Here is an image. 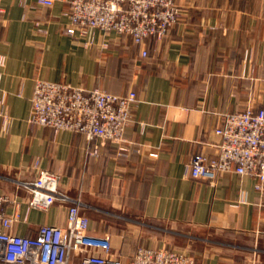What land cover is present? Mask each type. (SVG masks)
<instances>
[{
  "label": "crops",
  "instance_id": "1",
  "mask_svg": "<svg viewBox=\"0 0 264 264\" xmlns=\"http://www.w3.org/2000/svg\"><path fill=\"white\" fill-rule=\"evenodd\" d=\"M175 2L183 15L164 39L147 41L144 58L129 36L98 31L87 45L89 36L67 34L68 0H0V100L10 117L7 132L0 117V192L17 194L18 182L33 180L38 168L56 172L60 189L81 199L89 232L109 233L126 264L138 247L163 245L196 264H264V191L255 179L233 170L214 181L186 172L195 154L218 158L215 129L225 114L264 107V0ZM37 79L135 90L125 140L92 155L96 145L82 133L32 123ZM67 216L59 202L32 209L15 231L65 225Z\"/></svg>",
  "mask_w": 264,
  "mask_h": 264
},
{
  "label": "built area",
  "instance_id": "2",
  "mask_svg": "<svg viewBox=\"0 0 264 264\" xmlns=\"http://www.w3.org/2000/svg\"><path fill=\"white\" fill-rule=\"evenodd\" d=\"M70 24L66 33L87 37L86 44L94 43L100 31L104 38L111 34L129 35L132 42L142 47L146 56L150 38L164 39L177 24L183 11L175 0H68ZM52 6L55 0H38ZM103 47L108 42L103 40ZM5 59L0 56V64ZM138 102L135 90L115 94L99 87L85 89L66 82L37 79L32 96L31 122L62 130L82 133L95 143L92 155H99L107 143L121 145L125 130ZM0 117L5 132L10 117L5 98L0 100ZM221 137L219 156L208 162L195 154L186 172L193 178L214 181L219 173L233 170L255 179V187L264 191V107L249 106L241 112L224 115V122L215 129ZM121 148V147H120ZM139 152L141 146L133 145ZM119 155L129 154L119 150ZM150 156L157 157V152ZM38 166V161L35 163ZM17 194L0 192V264H123L115 255L109 233L89 232L90 219L83 213L80 198H73L60 189V176L54 171L38 168L31 181H20ZM28 192L26 200L18 193ZM25 202V203H24ZM57 202L67 205L65 225L42 224L30 234L15 231L28 222L32 209L46 211ZM26 210L21 213V206ZM9 208H13L10 212ZM130 264H196L195 257L179 249L140 246Z\"/></svg>",
  "mask_w": 264,
  "mask_h": 264
},
{
  "label": "trees",
  "instance_id": "3",
  "mask_svg": "<svg viewBox=\"0 0 264 264\" xmlns=\"http://www.w3.org/2000/svg\"><path fill=\"white\" fill-rule=\"evenodd\" d=\"M121 37H125V36H129V35H126V34H123V35H120ZM130 37V36H129ZM151 40H156V38H150ZM136 45V44H135ZM148 56H149V53H147V55L146 56H143L144 58H148ZM136 250H134L133 252H132V254H131V256H130V262H129V264L131 263V259H132V256H133V254H134V252H135ZM122 263L123 264H126L125 263V261L122 259Z\"/></svg>",
  "mask_w": 264,
  "mask_h": 264
},
{
  "label": "rangeland",
  "instance_id": "4",
  "mask_svg": "<svg viewBox=\"0 0 264 264\" xmlns=\"http://www.w3.org/2000/svg\"><path fill=\"white\" fill-rule=\"evenodd\" d=\"M216 238V237H215Z\"/></svg>",
  "mask_w": 264,
  "mask_h": 264
}]
</instances>
